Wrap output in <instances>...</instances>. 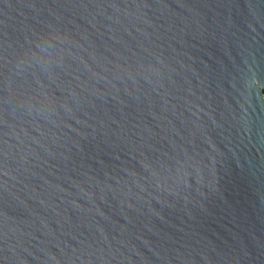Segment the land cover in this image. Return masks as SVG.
Masks as SVG:
<instances>
[{
	"label": "water",
	"instance_id": "95a60500",
	"mask_svg": "<svg viewBox=\"0 0 264 264\" xmlns=\"http://www.w3.org/2000/svg\"><path fill=\"white\" fill-rule=\"evenodd\" d=\"M0 264H264V0H0Z\"/></svg>",
	"mask_w": 264,
	"mask_h": 264
}]
</instances>
